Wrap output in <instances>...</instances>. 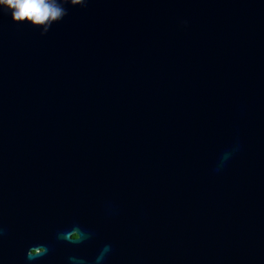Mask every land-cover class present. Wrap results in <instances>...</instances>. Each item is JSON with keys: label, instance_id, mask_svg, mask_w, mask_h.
<instances>
[{"label": "water", "instance_id": "obj_1", "mask_svg": "<svg viewBox=\"0 0 264 264\" xmlns=\"http://www.w3.org/2000/svg\"><path fill=\"white\" fill-rule=\"evenodd\" d=\"M58 2L0 10V264H264V0Z\"/></svg>", "mask_w": 264, "mask_h": 264}, {"label": "clouds", "instance_id": "obj_2", "mask_svg": "<svg viewBox=\"0 0 264 264\" xmlns=\"http://www.w3.org/2000/svg\"><path fill=\"white\" fill-rule=\"evenodd\" d=\"M87 0H71L73 6H85ZM0 10L6 11L14 23H26L38 28L43 25V35L54 22L60 21L67 10L58 0H0ZM3 229H0L2 234ZM67 238V237H65ZM81 236L71 235V241H80ZM35 247H33L34 249ZM42 254H46L45 249H40ZM27 258L38 257L35 250L31 254L26 253ZM42 256V255H40Z\"/></svg>", "mask_w": 264, "mask_h": 264}]
</instances>
